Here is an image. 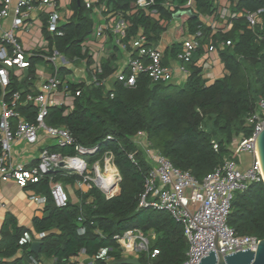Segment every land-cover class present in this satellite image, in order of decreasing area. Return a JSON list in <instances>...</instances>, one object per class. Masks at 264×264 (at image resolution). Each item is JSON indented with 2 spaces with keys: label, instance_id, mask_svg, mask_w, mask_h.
I'll use <instances>...</instances> for the list:
<instances>
[{
  "label": "trees",
  "instance_id": "trees-1",
  "mask_svg": "<svg viewBox=\"0 0 264 264\" xmlns=\"http://www.w3.org/2000/svg\"><path fill=\"white\" fill-rule=\"evenodd\" d=\"M102 1L110 11L124 13L129 18L128 38L143 28L149 40L156 43L160 40L166 27L159 21L144 10L127 15L138 0ZM186 1L155 0L151 7L162 18L171 20L179 9L172 11L171 6ZM216 5L217 0H196L198 11L204 15H213ZM233 7L256 11L264 7V1L242 0L237 5L233 2ZM72 9L74 14L64 24V34L56 36L54 43L70 59L86 58L82 45L93 32L92 10L86 8L83 0L80 4L73 0ZM185 16V33L202 28L205 37L201 45L208 42L219 47L225 75L211 84L204 79L203 66L197 59L202 46L192 61L186 63L190 71L186 81L173 92L167 90L170 82L154 81L147 74H141L134 86L117 80L111 89H106L70 77L68 70L63 69V77L68 79L73 93L78 89L82 92L75 97L71 110L65 106H53L49 110L46 123L68 128L75 138L73 145L54 150L73 155L76 144L99 145L103 153L110 150L121 181L112 198L92 186L86 193L78 192L79 202L70 200L64 208L57 207L51 197L49 176L30 184L28 187L47 197L44 215L33 219L34 230L46 233L41 239L40 252L31 250V240L21 243L29 229L7 216L1 229L0 264H32V258L42 257L51 260V264H78L75 258L81 252L90 259L96 258L94 264H120L117 261L125 257L115 236L129 229H140L151 238V250H159L155 258L142 252L138 258L142 264H181L185 260L188 241L184 224L168 211L140 207V196L152 164L139 146L137 134L144 132L152 149L202 180L226 158H233L235 139L252 135L254 126L245 122L256 109L258 98H264V24L250 28L246 19L239 17L233 20L231 30L212 35L210 27L198 15ZM227 40L232 44L220 47ZM178 49L179 43L175 42L168 52L176 57ZM116 58L113 53L104 63L100 80L115 73ZM37 61L38 58L32 59L34 66ZM91 61L89 58L88 62ZM9 89H19L15 76ZM20 110L27 119H36L34 104L21 106ZM214 140L219 150H215ZM78 179L80 176L72 174L55 176V180L71 185ZM228 224L240 235L252 234L264 239L263 181L253 182L235 194ZM82 229L85 233H81ZM21 249L22 255L18 256ZM104 250L107 253L101 256Z\"/></svg>",
  "mask_w": 264,
  "mask_h": 264
},
{
  "label": "built area",
  "instance_id": "built-area-1",
  "mask_svg": "<svg viewBox=\"0 0 264 264\" xmlns=\"http://www.w3.org/2000/svg\"><path fill=\"white\" fill-rule=\"evenodd\" d=\"M83 2L86 8L94 11L102 0H83ZM233 2V0H217L216 11L209 16L198 11L196 0H187L184 4L176 3L170 9L176 11L179 7L178 11L192 10L204 24L210 27L212 35L228 32L233 27V20L239 17L245 18L250 28L264 24V7L256 11L235 10ZM154 4L155 0H138L136 6L159 19L158 10L151 7ZM39 7H43L47 13V22H41V27L46 28L54 38L62 36L66 21L61 13L60 0H0V183L14 181L25 188L49 176L51 197L57 207L64 208L70 202V195L64 183L55 180V176L58 173L72 174L80 176L78 182L84 185L83 193L88 192L92 186H96L107 198H112L121 181V174L113 153L110 150L102 153L99 145L76 144L73 155L44 148L36 164L20 161L13 155L14 144L20 140L32 146L38 144L42 136H46L55 139L58 148L68 147L75 142L68 128L46 123L51 107L65 106L68 109L73 107L68 100L81 95L82 89L73 93L68 79L60 74L62 67L68 66L71 61L58 48L51 49L48 44L45 45L44 52L33 50V46L23 43L18 34L19 31L32 29L31 14ZM127 27L124 21L113 27L123 36L117 38V44L123 50L132 48L138 54L128 57L124 66L111 76L114 82L119 80L126 86H134L141 74H147L154 81L171 82L175 72L170 64L165 63L164 52L158 47L151 46L144 32L130 41H125ZM105 29L103 25H99L95 28V34L101 36ZM204 37V31L199 28L177 41L179 49L176 60L186 79L190 74L186 63L192 61L202 46L201 40ZM220 44V47H223L225 44L232 43L227 40L226 43ZM216 50H219L218 46L206 42L202 46L201 54L204 56ZM38 54L48 59L53 65V72L45 76L38 89L30 85L25 90L10 91L13 76L33 80L34 76L39 75V70L32 69V59ZM95 59L92 62V78L89 81L87 78L83 81L106 87L111 79H99L103 66L99 59ZM111 88V86L106 87V89ZM27 104H34L37 108L34 121L27 119L21 113V106ZM247 120L254 126L253 133L249 137L235 139L232 150L235 155L252 153L254 160L251 165L241 168L239 161L226 158L202 180L197 179L189 170L174 165L158 150L152 149L144 132L137 134L138 142L144 145L147 158L152 164L146 176L145 190L140 196V207L168 211L173 218L184 224L188 251L181 264H199L211 250H215L217 254L229 255L247 248L251 250L258 248L261 241L259 237L252 234H238L228 224V219L235 194L247 189L253 182H264L262 166L255 149V139L264 129L263 97L258 98L256 109L247 117ZM213 144L215 150H219L218 142L214 140ZM85 156H89V159ZM130 157L133 158V155ZM36 201L45 206L47 197L40 194L36 196ZM0 205L6 206L1 201ZM81 233H85V229H82ZM45 235V232H41L35 238L27 234L22 238L21 243L24 244L30 240L37 242ZM115 237L122 248L124 257L140 258V254L146 252L151 258H155L159 254L158 249L151 250V238L140 229H129ZM106 253L107 250H104L101 256H105ZM82 254L83 252L79 256ZM95 260L96 258H92V264ZM31 263L39 262L36 258H32ZM78 264L82 263L79 261Z\"/></svg>",
  "mask_w": 264,
  "mask_h": 264
},
{
  "label": "crops",
  "instance_id": "crops-1",
  "mask_svg": "<svg viewBox=\"0 0 264 264\" xmlns=\"http://www.w3.org/2000/svg\"><path fill=\"white\" fill-rule=\"evenodd\" d=\"M60 1L62 3L61 13L66 21L64 23L66 24L69 20H71L74 14V10L72 9L73 0H60ZM138 10H143V9L137 7L136 4H134L132 6V10L127 15L129 16L134 15L135 13L138 12ZM145 13L148 16H150L152 19L159 21L163 26L166 27L165 31L162 33L160 40L157 43L152 40H149V38H148V43L151 46L160 48L165 54L164 57L165 63L170 64L174 68V72H175L174 79L170 82V84L172 83H175L177 85L183 84L186 81V78L179 69L178 66L179 62L176 60L175 55L169 53L168 48L171 47L173 43L183 38L184 35L188 34L185 33V26H184V21L186 20L187 17L183 15L180 19H177L174 16L173 19L167 20L162 18L160 12H158L159 19L151 16L146 11ZM205 16H209V15H205ZM91 17L94 23L93 32L85 39L84 46L82 45L83 51L86 54V58L70 59L69 57L66 56L71 62L68 66L62 67L60 71V74L62 76L64 75L62 70L66 69L69 72L68 76L77 78L78 80H82V81L87 78V80L89 81L92 78V70H93L92 62L94 61L95 58L99 59L102 62V66H103L104 63L110 59L113 53L116 54L117 58L114 61L115 64L117 65V70L115 71L116 73L124 66L125 61L127 60L128 57H130L131 55L136 56L138 54L132 48H129L128 50H123L117 44V38L121 36V34L117 33V31H115L113 27H115L121 21L126 22V25H128L125 31V37H124L125 41H130L133 37H135L141 32L145 33L144 29L140 28L136 35L128 38L126 35L128 33L130 21L129 18L124 13L117 11H110V8L109 6H107V3L102 1L101 4L94 11L92 10ZM30 21L33 23L31 30L29 31L23 30L18 32L21 41L28 46H33V50H38V51L41 50L43 51L45 49L44 47L46 44H48L49 48L51 49L56 47L54 43L55 38L52 37L47 32L46 28H42L40 25L41 22L44 23L47 22V13L44 11L43 7H39L34 12H32ZM172 22L175 24L174 28L168 30V26ZM99 25H103L104 28H106L101 36H97L95 34V28ZM34 58H38V61L35 63V66L33 64L32 69L39 70L40 72L38 73L39 75L34 76L33 80H28L26 78L20 79L16 77V81L19 86V89L17 90H25L30 85H34L36 89H38L42 81L45 79V76L53 72V65L48 61V59H46L45 57L39 54L34 56L33 59ZM89 58H91L92 60L91 63L89 62L86 63V60H88ZM197 59L199 64L203 66V77L204 79L208 80V84L213 83L216 79L221 78L225 75L226 72L225 63L223 62L220 56L219 50L206 53L204 56H202V54L200 53L199 55H197ZM108 80L110 81H108L109 83L108 86H106L107 88L110 86L112 87L114 84L113 77L111 76L108 77ZM68 102L72 103L71 105L74 107L75 98L73 99L70 98ZM73 107H70L68 109L71 110ZM136 140L138 141L137 138ZM44 148H48L52 151H55L54 150L55 148L58 149L56 140L48 138L46 136H42L40 142L32 146L27 145L24 141L20 140L14 144L13 155L16 159H19L20 161L36 164L38 161L37 159L39 157V154L41 153V150H43ZM35 157L36 159H34ZM253 160H254V156H253ZM239 161L242 167H248L252 163L251 162L247 164L242 159H240ZM65 185L67 186V188L68 187L71 188L69 194L70 200L74 203L79 202L80 198L78 192H81L83 188L82 185L79 184L78 180H76L73 185L71 184H65ZM40 194L41 193L35 191L30 187H25V188L20 187L14 181L0 183V201L6 205L5 207L0 205V238H1L2 225L6 220L7 216L14 217L20 226H24L27 229H29L30 231L29 234H31L35 238L37 237V235L40 232L34 230L33 219L35 216L42 217L44 215V207H45L40 205L36 201V196H39ZM37 242H41V240H37ZM20 255H22V249L18 251V256ZM76 259L77 260L81 259V261L82 260L92 261V259H90L85 254V252H83V254L80 255L78 258L76 257L75 260ZM37 260L39 262L38 264H51V260L46 259L44 257Z\"/></svg>",
  "mask_w": 264,
  "mask_h": 264
},
{
  "label": "water",
  "instance_id": "water-1",
  "mask_svg": "<svg viewBox=\"0 0 264 264\" xmlns=\"http://www.w3.org/2000/svg\"><path fill=\"white\" fill-rule=\"evenodd\" d=\"M242 0H235L237 5ZM264 1V0H259ZM79 4L81 0H78ZM183 15L196 16V14L190 10H179L174 16L180 19ZM255 149L257 151L262 170L264 175V129L257 135L255 139ZM41 249V242H33L31 250L35 253H39ZM209 255H205L199 264H264V239L259 242L257 250H251L250 248L229 254L223 255L222 253H216L215 250H211ZM120 264H142L138 258L125 257L117 261Z\"/></svg>",
  "mask_w": 264,
  "mask_h": 264
},
{
  "label": "rangeland",
  "instance_id": "rangeland-1",
  "mask_svg": "<svg viewBox=\"0 0 264 264\" xmlns=\"http://www.w3.org/2000/svg\"><path fill=\"white\" fill-rule=\"evenodd\" d=\"M174 25H175V24H174L173 22L170 23L169 26H168V30L174 28ZM178 86H179V85H177V84H175V83H172V84L168 87L167 90H168L169 92H173V91L177 90ZM245 123H246L247 125H250V122H249L247 119H246V122H245ZM139 146L142 147V148L144 149V145H143V144L139 143ZM101 152H102V151H101ZM102 153H103V152H102ZM232 157H233L234 159H236L237 161H239L240 159H242V160L245 161L247 164L251 163L252 160H253V154H252V153H249V152H245V153H241V154H237V155L233 154ZM85 158L89 159V156H85ZM239 162H240V161H239ZM241 168H246V167H242V166H241ZM64 185H65V183H64ZM82 186L84 187V185H82ZM65 187H66L68 193L70 194L71 188H70V187L67 188L66 185H65ZM151 243H152V241H151ZM79 261H80L82 264H92V261H90V260H89V261H88V260H82V261H81V259H79Z\"/></svg>",
  "mask_w": 264,
  "mask_h": 264
}]
</instances>
